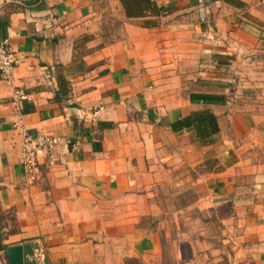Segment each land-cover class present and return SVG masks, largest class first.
<instances>
[{
  "label": "crops",
  "instance_id": "obj_1",
  "mask_svg": "<svg viewBox=\"0 0 264 264\" xmlns=\"http://www.w3.org/2000/svg\"><path fill=\"white\" fill-rule=\"evenodd\" d=\"M238 1L0 0L17 58L0 260L29 243L35 264H264V0ZM204 109L218 130L201 141L178 122ZM24 135L59 138L31 178Z\"/></svg>",
  "mask_w": 264,
  "mask_h": 264
},
{
  "label": "built area",
  "instance_id": "obj_2",
  "mask_svg": "<svg viewBox=\"0 0 264 264\" xmlns=\"http://www.w3.org/2000/svg\"><path fill=\"white\" fill-rule=\"evenodd\" d=\"M203 19V18H201ZM17 58L15 53L8 44L7 38L0 41V74L7 81H10L13 75ZM19 97H23L20 94ZM59 142V138L55 136H39L33 138L29 135H24L21 142V162L25 170V174L31 178L37 171V157L42 150L50 152L52 147ZM54 160V155H51ZM3 254V250L1 251ZM0 264H9L6 256H2Z\"/></svg>",
  "mask_w": 264,
  "mask_h": 264
},
{
  "label": "trees",
  "instance_id": "obj_3",
  "mask_svg": "<svg viewBox=\"0 0 264 264\" xmlns=\"http://www.w3.org/2000/svg\"><path fill=\"white\" fill-rule=\"evenodd\" d=\"M122 3L128 2L131 5L134 4L135 1H143V0H120ZM236 4H241L238 0H229ZM132 10V8H131ZM158 10L163 11L162 7H158ZM128 11V8H127ZM195 98L201 102L212 103L215 101H223V96L214 95V94H197ZM180 127H193L197 137L202 141V138L208 137L215 133L218 130L216 117L215 115L208 109H204L201 111H195L190 115L182 118L178 122Z\"/></svg>",
  "mask_w": 264,
  "mask_h": 264
},
{
  "label": "water",
  "instance_id": "obj_4",
  "mask_svg": "<svg viewBox=\"0 0 264 264\" xmlns=\"http://www.w3.org/2000/svg\"><path fill=\"white\" fill-rule=\"evenodd\" d=\"M3 252L9 264H35V261L28 257L33 253L29 243L7 246Z\"/></svg>",
  "mask_w": 264,
  "mask_h": 264
},
{
  "label": "rangeland",
  "instance_id": "obj_5",
  "mask_svg": "<svg viewBox=\"0 0 264 264\" xmlns=\"http://www.w3.org/2000/svg\"><path fill=\"white\" fill-rule=\"evenodd\" d=\"M193 198L192 193H187V192H183L180 193L179 195L175 196H169L168 197V206H166V210H167V217L170 218V211L173 208H177V206L179 205V207L183 206L187 201L191 200ZM197 215V214H195ZM183 224H186L185 222H182ZM216 264H234L233 261L231 260L229 253L227 251L221 253L220 255V259L218 262H216Z\"/></svg>",
  "mask_w": 264,
  "mask_h": 264
}]
</instances>
